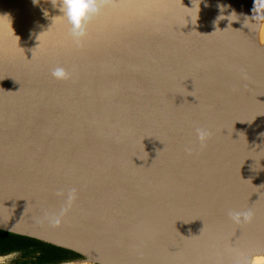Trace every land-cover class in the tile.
Listing matches in <instances>:
<instances>
[{
  "label": "water",
  "instance_id": "95a60500",
  "mask_svg": "<svg viewBox=\"0 0 264 264\" xmlns=\"http://www.w3.org/2000/svg\"><path fill=\"white\" fill-rule=\"evenodd\" d=\"M261 37L264 0H0V233L54 264L264 248Z\"/></svg>",
  "mask_w": 264,
  "mask_h": 264
},
{
  "label": "trees",
  "instance_id": "16d2710c",
  "mask_svg": "<svg viewBox=\"0 0 264 264\" xmlns=\"http://www.w3.org/2000/svg\"><path fill=\"white\" fill-rule=\"evenodd\" d=\"M28 243H33L36 245L44 246L48 248L49 250L57 253V257H52L48 259L47 261L42 262L44 264L58 263V262H61L63 259L73 256V254L67 251L54 248L49 245L42 244L38 241H34V240L22 238V237H15V236H11V235L4 234V233H0V256H5L8 254H12V253H21L22 257L27 258L30 256L29 254L31 253V249ZM31 258L27 262L32 261Z\"/></svg>",
  "mask_w": 264,
  "mask_h": 264
},
{
  "label": "bare ground",
  "instance_id": "6f19581e",
  "mask_svg": "<svg viewBox=\"0 0 264 264\" xmlns=\"http://www.w3.org/2000/svg\"><path fill=\"white\" fill-rule=\"evenodd\" d=\"M263 40H262V44H263ZM261 47L263 48V46ZM260 52L262 54L263 51L260 50ZM244 245L246 244L244 242H241L239 245L235 244L229 248L226 247L222 250H219V254L221 258L225 257L226 259H228L231 264H264V248H261L260 246L257 245L255 246L251 245L248 247ZM78 264H89V263L82 262Z\"/></svg>",
  "mask_w": 264,
  "mask_h": 264
},
{
  "label": "flooded vegetation",
  "instance_id": "af4514ba",
  "mask_svg": "<svg viewBox=\"0 0 264 264\" xmlns=\"http://www.w3.org/2000/svg\"><path fill=\"white\" fill-rule=\"evenodd\" d=\"M31 249L30 256L27 258L22 257L21 253H12L5 255L10 258L7 264H44L42 262L47 261L52 257H57V253L49 250L48 248L33 243H28ZM33 250V252H32ZM3 257V256H0ZM31 258L32 261L27 262ZM35 260V262H34Z\"/></svg>",
  "mask_w": 264,
  "mask_h": 264
},
{
  "label": "rangeland",
  "instance_id": "374dc122",
  "mask_svg": "<svg viewBox=\"0 0 264 264\" xmlns=\"http://www.w3.org/2000/svg\"><path fill=\"white\" fill-rule=\"evenodd\" d=\"M261 39L263 40L264 39V37H261ZM260 39V40H261ZM259 40V46H261V45H263L264 44V40H263V44H262V40L260 41ZM263 48H264V46H263ZM262 48V49H263ZM261 49V50H262ZM256 53H255V49H254V47H252V57L255 55ZM262 55L264 56V53L262 52ZM1 259H0V264H7V261L10 259V258H3V257H0Z\"/></svg>",
  "mask_w": 264,
  "mask_h": 264
}]
</instances>
